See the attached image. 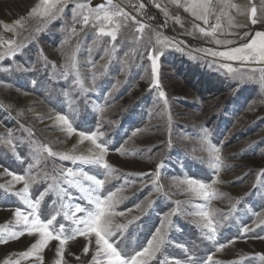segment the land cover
<instances>
[{
	"label": "rangeland",
	"instance_id": "rangeland-1",
	"mask_svg": "<svg viewBox=\"0 0 264 264\" xmlns=\"http://www.w3.org/2000/svg\"><path fill=\"white\" fill-rule=\"evenodd\" d=\"M79 2L84 0H69L61 17L41 23L38 17L28 16L40 0H0V43L14 39L18 42L23 40L27 45L14 57L0 61V136L11 129L16 139L22 140L17 145L19 158L8 150L7 145L0 143V184L11 179L2 175L5 167L22 174L31 160L26 129L32 130L35 141L51 147L53 151L80 155L87 154L89 142L80 143L76 133L62 130L55 121V115H68L73 126L79 130L99 127L111 149L106 159L117 170L114 178L106 183L105 194L123 186L122 194L126 199L119 204L117 211H124L125 215L117 216L115 221L127 225L120 243L132 249L145 244L163 215L175 206V200L184 201L190 197L191 194L172 187V177L187 176L210 182L213 172L211 158L201 142L206 129L210 143L220 148L223 161L218 173L220 182L214 187L224 195L212 200L211 206L228 213L232 204L239 203H236V209L228 220L222 221L216 242L203 239L199 229L190 224L184 215L173 217L172 243L165 247L160 259L173 257L185 260L189 253L176 246L185 244L197 261L206 260L210 253H215L213 258L224 264L233 261L264 264L256 256L257 253H264V239L255 238L257 235L264 236V229L261 228H256L245 239H236L234 244L221 252H215L217 243H226L237 237L243 225L254 226L256 217L253 212L264 213V176L260 175L261 169H264V90L256 82H239L215 64L210 66L213 58L206 56L203 49L218 46L194 32L193 24L207 26L195 20L182 7H176L170 0H155L169 11L165 21L164 14L154 6L153 0H131V4H145L143 15H138L129 6V0H117L126 11L137 15L138 19L159 32L161 38H167L180 48H165L159 60V80L168 99L167 109L157 90L151 88L150 61L140 59L139 53L133 51L137 45L131 43V37L128 43L119 44L114 53L106 54L103 51L106 45H92L90 30L79 35L80 48L76 56L85 87L93 88V70L85 66L86 62L91 60L96 64L94 90L82 92L70 67L68 76L65 78L62 75L68 63L67 57L77 42L75 37L68 39L65 26L71 25L73 6ZM87 2L95 6L104 0ZM232 2L244 5L247 0ZM255 3L259 4V0ZM232 15L236 23L243 24L246 20L236 15L234 10ZM177 16L180 23L175 20ZM22 17L25 18L24 27L15 26V33L4 28L5 24L14 25V21ZM211 22H215L214 18ZM222 23L225 32L232 34H218L217 38L233 40L237 46L245 32L252 28L264 29V24L229 29L226 21ZM190 32L193 34L190 35ZM17 65L34 70H9ZM98 105L106 109L103 117L95 111ZM218 115L221 119H217ZM138 129L140 131L133 137L132 133ZM115 149H121L124 154ZM44 156L45 159L33 169L41 175L45 171L51 173L53 167L81 166L47 157L46 153ZM161 162L164 168L160 182L168 192L167 197L155 190L151 177L141 175L153 171ZM84 167L86 171L102 177L103 169L91 165ZM49 183L51 180L34 185L33 197L44 191ZM20 187V184L15 186L16 189ZM70 191L76 193L75 189ZM53 198V193L45 195L41 206L45 214L51 212ZM149 201L152 202L150 206ZM64 202L70 203L67 200ZM137 205L140 207L137 208ZM17 206L23 207L18 198L0 189V225L13 220ZM58 221L65 223L66 227L70 223L63 218L62 212ZM33 242L34 237L25 235L16 241L0 244V262L12 253L25 251ZM57 243L51 241L45 249L44 264H54ZM85 243L83 237L68 242L65 252L68 264H87L90 256L83 254ZM76 256H80L79 262ZM21 264H32V261L22 260Z\"/></svg>",
	"mask_w": 264,
	"mask_h": 264
},
{
	"label": "snow or ice",
	"instance_id": "snow-or-ice-1",
	"mask_svg": "<svg viewBox=\"0 0 264 264\" xmlns=\"http://www.w3.org/2000/svg\"><path fill=\"white\" fill-rule=\"evenodd\" d=\"M68 2L69 0H40V3L30 10L28 16L29 18L38 17L41 23L50 22L62 16ZM153 2L167 21L168 9L155 0ZM170 2L178 8L182 7L195 20L202 21L207 26L200 27L199 24H193V30L198 32L201 37L208 39L210 43L218 46L217 48L203 49L206 56L213 58L210 66L215 64L218 69L224 70L226 75H230L232 79L239 82H256L260 89L264 90V29L252 28L245 32L241 38L242 42L238 46L233 40L217 38L218 34H232L225 32L222 21H226L229 29L233 27L246 28L249 24L253 26L264 24V0H259V4L255 3V0H247L244 5L233 3L232 0H183V2L182 0H170ZM129 6L138 15H143L145 8L143 2L131 4V0H129ZM232 10L236 15L246 18L243 24L235 22ZM212 18H214V23L211 22ZM24 20L25 18L22 17L14 21V25L5 24L4 28L15 33V26L23 28ZM175 20L180 23L178 16L175 17ZM71 21V25L65 26V31L69 40L75 37L77 42L70 56L67 57L68 63L65 64V70L62 73L65 78L69 74L70 67L75 72V83L82 92L87 93L94 90L96 64L91 60L86 62L85 66H90L93 70L91 75L93 88L85 87L76 56L80 48L79 35L85 33L86 30L92 32V45H106L103 48L106 54L114 53L119 44L128 43V38L131 37V43L137 45L133 51L139 53L140 59L146 58L150 61L151 88L157 90L159 98L167 109L168 99L159 80V60L163 56L165 48L175 46L177 50H180L178 45L168 41L167 38H161L159 32L138 19L137 15L126 11L117 0H104L95 6H91L87 0L76 3L71 13ZM77 25L80 26L79 29ZM189 34L192 35L193 32ZM153 36H155V42H153ZM26 46L23 40L18 42L12 39L0 43V49H2L0 50V61L14 57ZM88 50L91 52V48ZM125 55L127 56L128 53ZM45 67H47L46 58ZM9 70L31 71L34 68L17 65L15 69ZM32 83L35 84V80ZM105 110L103 105H98L95 109L101 117ZM170 120L169 116V123ZM55 121L67 133H76L80 143L89 142L87 154L76 155L53 151L51 147L35 141L32 138V130L26 129L29 133L31 160L22 174L5 167L2 175L11 177V179L0 184V189L17 197L23 207H15L13 220L6 225H0V244L16 241L25 235L34 237V242L25 251L10 254L0 264H21L22 260H31L32 264H44L43 253L51 241L58 242L54 252V264H68L65 259L66 247L69 241H74L77 237H83L86 241L83 246V254L90 256L87 264H153V262L156 264H224L223 261L213 258L215 253H210L206 260L197 261L185 244L176 245L185 253H189L185 260L173 257L160 259L164 255L165 247L172 243L170 232L174 228L173 217L184 215L190 224L199 229L203 239L216 242L219 229L223 226L222 221L228 220L236 209V203H239L236 201L232 204L228 213H223L220 209L211 206L212 200L224 195L214 187L220 182L218 173L223 167V161L220 148L210 143L206 129L201 137V142L211 158L213 172L210 182L187 176L172 177V187L191 194L190 197L184 201L175 200V206L163 215L160 224L145 244L127 249L120 243L123 230L127 225L118 224L115 221L117 216L125 215L124 211H117L119 204L126 199L122 194L123 186L115 191L109 190L105 194L106 183L114 178L117 170L106 159L111 149L108 141L104 139V132L100 131L99 127L95 130H79L73 126L72 120L65 114H56ZM139 131V129L134 131L132 136H136ZM20 142L22 140H17L11 129L0 136V143L7 145L8 150L17 157V145ZM168 144L170 146V139ZM115 151L124 154L121 149H115ZM45 153L47 157L71 161L73 164L81 166L65 169L53 167L51 173L45 171L41 175L39 171L34 172L33 169L37 168L38 164L45 159ZM88 165L103 169L102 177L86 171L84 166ZM163 168L164 164L161 162L156 165L153 171L141 175L151 177V183L155 190L167 197L168 192L164 190V185L160 182ZM260 175L264 176V169H261ZM45 180H51V183L34 198L33 186ZM17 184L22 187L16 189ZM70 189H75L76 193L74 194ZM48 193H53L54 198L50 202L51 212L45 214L42 212L41 206ZM66 200L70 203H65ZM58 203L59 208H57ZM151 203L149 201V206ZM136 207L139 208L140 205ZM127 211H131V209ZM61 212L63 218L70 222L67 227L65 223L58 221ZM253 215L256 217V220L253 221L254 226L243 225L237 237L226 243H217L215 252H221L225 247L234 244L236 239L247 238V235L254 233L256 228L264 229V213L253 212ZM131 222L128 221V223ZM117 233L120 235L118 236ZM255 238L264 239V236L257 235ZM256 256L264 262V253H257ZM13 257L16 258L13 259ZM75 259L79 262L80 256H76ZM231 264H239V261H233Z\"/></svg>",
	"mask_w": 264,
	"mask_h": 264
},
{
	"label": "trees",
	"instance_id": "trees-1",
	"mask_svg": "<svg viewBox=\"0 0 264 264\" xmlns=\"http://www.w3.org/2000/svg\"><path fill=\"white\" fill-rule=\"evenodd\" d=\"M218 117H219V119H221V118H220V115L217 116V119H218ZM217 119H216V120H217ZM152 148H153V147H152ZM152 148L150 149V151L152 150Z\"/></svg>",
	"mask_w": 264,
	"mask_h": 264
}]
</instances>
